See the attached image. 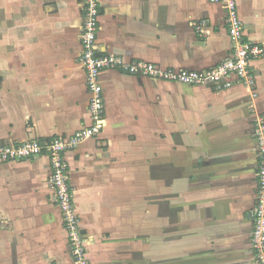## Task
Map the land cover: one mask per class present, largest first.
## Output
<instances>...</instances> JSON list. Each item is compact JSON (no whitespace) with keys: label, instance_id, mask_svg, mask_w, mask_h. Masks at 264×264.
I'll return each mask as SVG.
<instances>
[{"label":"crops","instance_id":"1","mask_svg":"<svg viewBox=\"0 0 264 264\" xmlns=\"http://www.w3.org/2000/svg\"><path fill=\"white\" fill-rule=\"evenodd\" d=\"M236 2L244 39L263 48L251 88L235 75L218 88L102 71L105 127L64 153L90 264H256L264 0ZM83 3L0 0V144L91 125ZM100 3L98 47L127 62L204 71L233 50L226 9L212 0ZM50 175L46 153L0 163V264H75Z\"/></svg>","mask_w":264,"mask_h":264},{"label":"built area","instance_id":"2","mask_svg":"<svg viewBox=\"0 0 264 264\" xmlns=\"http://www.w3.org/2000/svg\"><path fill=\"white\" fill-rule=\"evenodd\" d=\"M226 9L228 33L234 42L229 57L216 66L204 70L185 68H160L146 61L127 62L122 57L100 51L97 35L100 29V0H84V22L80 35L82 55L80 61L85 69L86 84L90 92L89 110L92 119L90 126L76 131L67 138L56 137L41 142L32 140L20 144H0V163L21 160L42 153L49 156L51 175L48 180L54 192V198L62 212L64 229L70 244L71 254L76 264H90L87 256L88 238L82 233L81 219L76 211L73 189L69 182V165L64 158L67 150L73 149L88 138L98 135L106 124L105 102L100 76L103 70L120 71L159 78L168 81L183 82L190 85L215 84L218 88H228L233 83L229 79L235 75L244 85L254 84V75L250 69L252 60L261 57L263 48L244 39L243 21L236 0H212ZM202 31V23L196 24ZM254 134L257 138V194L256 204L251 212L253 218L252 246L256 264H264V119L257 120Z\"/></svg>","mask_w":264,"mask_h":264},{"label":"rangeland","instance_id":"3","mask_svg":"<svg viewBox=\"0 0 264 264\" xmlns=\"http://www.w3.org/2000/svg\"><path fill=\"white\" fill-rule=\"evenodd\" d=\"M254 80H255V78H254ZM245 86H247V87H249V88H251V86H248L247 84L245 85ZM255 133V132H254ZM254 138H255V140H257V138H256V136H255V134H254ZM257 163H258V154H257ZM256 172H257V170H256ZM256 180H257V176H256ZM258 186V185H257ZM146 188H145V186H143V195H142V197H140L139 199H138V202H139V207H141V204H142V207L143 208H149V205H150V202H149V196H147V195H144L145 193H146ZM256 194H257V190H256ZM141 203V204H140ZM145 214H146V211L144 210L143 211V218L144 217H146V219L144 218V221H147L148 220V216H145ZM148 215V214H147ZM143 221V222H144ZM144 227H146V225H144ZM144 238H148L147 236L146 237H144ZM89 240H90V238H88V242H89ZM87 247H88V244H87ZM86 251H87V249H86ZM70 252H71V249H70ZM72 255V254H71ZM74 260V259H73ZM75 262V261H74ZM76 264V263H75ZM165 264V263H164Z\"/></svg>","mask_w":264,"mask_h":264}]
</instances>
